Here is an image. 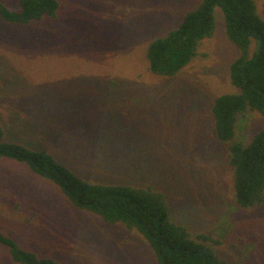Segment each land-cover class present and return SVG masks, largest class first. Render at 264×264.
Instances as JSON below:
<instances>
[{"label": "rangeland", "instance_id": "rangeland-1", "mask_svg": "<svg viewBox=\"0 0 264 264\" xmlns=\"http://www.w3.org/2000/svg\"><path fill=\"white\" fill-rule=\"evenodd\" d=\"M60 1L56 20H0L6 138L52 152L85 178L151 185L167 195L175 221L221 241L214 246L228 264H264V206H239L213 130V99L239 90L229 77L236 47L222 9L215 8L218 29L203 42V56L162 79L150 71L146 47L199 0ZM257 2L264 16V0ZM263 122L257 113L242 115L241 139ZM0 229L63 264H157L140 236L75 207L7 158L0 159ZM0 264H18L1 245Z\"/></svg>", "mask_w": 264, "mask_h": 264}, {"label": "trees", "instance_id": "trees-1", "mask_svg": "<svg viewBox=\"0 0 264 264\" xmlns=\"http://www.w3.org/2000/svg\"><path fill=\"white\" fill-rule=\"evenodd\" d=\"M217 6L224 14L227 38L236 47L229 77L239 90L213 99V130L233 170L236 200L242 208L252 209L264 206V122L247 142L239 136L238 122L248 112L264 120V16L257 0H199L184 13L178 26L148 43L145 55L154 75L176 78L203 56V42L216 34ZM60 9V0H15L13 5L0 2V20L30 26L58 19ZM2 158L26 165L36 176L57 186L75 207L107 223L122 224L140 236L152 249L157 264H228L214 246L221 241L208 232L193 233L187 225L175 221L167 195L151 185L85 178L48 150L8 140L0 121ZM0 245L18 264H63L57 258L23 248L1 229Z\"/></svg>", "mask_w": 264, "mask_h": 264}]
</instances>
